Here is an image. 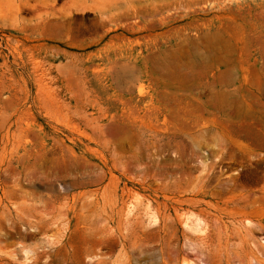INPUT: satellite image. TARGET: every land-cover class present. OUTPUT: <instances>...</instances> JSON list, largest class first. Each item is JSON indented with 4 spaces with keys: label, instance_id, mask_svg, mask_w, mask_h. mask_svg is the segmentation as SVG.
I'll return each mask as SVG.
<instances>
[{
    "label": "rangeland",
    "instance_id": "1",
    "mask_svg": "<svg viewBox=\"0 0 264 264\" xmlns=\"http://www.w3.org/2000/svg\"><path fill=\"white\" fill-rule=\"evenodd\" d=\"M0 264H264V0H0Z\"/></svg>",
    "mask_w": 264,
    "mask_h": 264
}]
</instances>
